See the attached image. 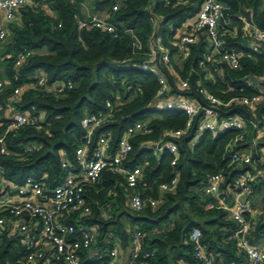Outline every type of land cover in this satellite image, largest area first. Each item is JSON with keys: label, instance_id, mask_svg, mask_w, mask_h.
Masks as SVG:
<instances>
[{"label": "trees", "instance_id": "trees-1", "mask_svg": "<svg viewBox=\"0 0 264 264\" xmlns=\"http://www.w3.org/2000/svg\"><path fill=\"white\" fill-rule=\"evenodd\" d=\"M81 1L33 0L19 7L8 24L10 42L2 57L8 64L10 87L0 94V115L6 111L4 100L19 87L21 94L12 109L31 117L43 114V120L10 130V121L0 118L5 148L0 154V169L5 181L19 187L32 178L42 182L47 191L60 185L76 166L75 150L84 143L86 134L81 127L85 116L105 119L91 135L89 152L101 135L108 136L114 152L126 129L141 123L144 131L130 138L132 150L122 163L127 169L140 168L136 187L129 189L122 175L104 170L96 184L84 189L90 213L80 221L95 229L97 239L92 249H112L114 238L123 245L130 243L133 233L139 232L140 264H196L189 237L198 228L201 243L213 260L243 263L244 256L232 239L237 225L226 212L208 208L212 200L205 186L211 175L222 174L224 186H231L239 175L253 172L252 165L230 164L234 152L249 151L258 168L264 170V135L253 145L256 130L251 124L261 122L264 101L253 107L240 104L243 99L263 96L257 86H264V51L250 48L251 37L243 33L244 24L239 19L240 9L250 11L252 25L264 30V0H216L228 8L231 26H222L219 38L224 49L239 55L237 69L221 60V52L209 49L203 36L180 49V38L191 33L189 25L197 16L200 0H121L116 11L112 7L117 0H97L95 8L106 12L107 21L117 29L116 37L95 28H79ZM155 37L168 49L169 63L143 71L140 66L147 59V44ZM136 40L141 50L133 46ZM23 50L30 56L16 71L14 59ZM39 75L45 77L44 88L33 86ZM159 76L170 87L168 98L198 99L205 104L201 90L217 98L221 118L230 117L223 114L231 109L243 107L249 116L245 118L244 140L228 147L236 132L230 130L213 138L210 132L200 130V118L194 119L187 135L167 137L182 130L187 118L180 110L152 108ZM185 80L188 87L183 89ZM59 83L72 87L58 94L55 89ZM165 141L176 145V154L157 151V144ZM65 161L70 168H62ZM163 185L171 190H162ZM252 190L259 203L253 204V211L259 216L253 220L248 241L257 247L264 244L262 178L255 179ZM131 194L155 205L145 204L135 213L129 206ZM146 253L152 256L142 257ZM86 255L81 253L83 264H101L87 261ZM25 256L19 235L1 238L0 264H22ZM110 262L107 259L102 264Z\"/></svg>", "mask_w": 264, "mask_h": 264}, {"label": "built area", "instance_id": "built-area-1", "mask_svg": "<svg viewBox=\"0 0 264 264\" xmlns=\"http://www.w3.org/2000/svg\"><path fill=\"white\" fill-rule=\"evenodd\" d=\"M121 0H117L112 10L119 8ZM199 11L190 26L189 34L181 36L180 49L186 45L195 44L197 36L204 32L206 39L210 41L211 47L216 52H221V60L232 67L238 68L239 55L223 48V42L219 38V30L229 22L228 8L216 0H200ZM33 0H0V44L4 42L9 32L5 27L15 18V11L24 5H30ZM245 23L249 28L251 37V49L264 51V30ZM79 28H95L107 32L116 37L117 29L110 22L100 18H92L88 21H78ZM137 50L142 49L141 43L136 40L133 44ZM145 56L146 61L140 66L141 70L147 71L152 65H167L169 63V51L162 44L160 37H155L147 44ZM30 56V52L23 50L16 54L14 69L17 71L24 61ZM3 60L0 51V62ZM15 75L14 80L17 81ZM159 89L155 95L152 108L155 110H180L184 112L187 122L182 130L167 134L171 139L185 136L191 130L194 119L201 113L200 130L208 131L215 138L227 131H235L236 135L229 142L234 146L244 140L246 134V119L239 115L221 118L216 105L217 98L201 90L206 103L201 106L197 101L185 98H168L170 87L163 77H158ZM35 88L45 87V77L39 75L33 85ZM187 88V80L181 84ZM70 83H59L56 93H62L66 88L70 89ZM5 90V83L0 79V94ZM21 88L12 90L4 100L7 112L6 118L10 121V130H16L28 125H35L43 120V114L31 117L28 114L16 112L12 104L18 101ZM264 101L263 96L241 100V105L253 107ZM105 122V119L96 116H85L81 121V127L85 130L84 143L75 150L76 166L72 167L68 177L52 190H45L42 182L28 178L19 187H13L5 181L0 169V240L6 234H17L22 238V246L26 256L22 264H83L81 253L88 255L92 246L96 243L97 235L94 228L81 223L80 218L90 213V207L86 202L84 189L88 185L96 184L102 171L106 170L115 175H122L129 189L136 187L141 171L140 168L127 169L122 163L132 150L130 138L137 132L144 131L141 123H137L126 129L118 141L114 152H111L110 139L107 135H101L95 141L89 152L91 135L93 131ZM252 127L262 137L264 135V116L260 123H251ZM4 134L0 135V154L5 153ZM196 139L194 140V143ZM157 151L167 150L176 154L177 147L172 141L157 144ZM230 164L252 165L253 172L239 175L231 186H224L225 178L218 173L206 179L205 192L211 198L212 203L208 205L211 209L226 212L229 218L237 225L233 233L237 251L243 254L245 264H264V252L251 245L248 234L253 224V190L252 183L257 177L264 181V170L252 160L251 155L244 152H234L230 157ZM62 168H70L65 161ZM174 185V181L172 183ZM224 186V187H223ZM162 190H171L168 186H161ZM145 204L154 206L152 200H143L137 194H131L129 206L135 213H140ZM73 219V220H72ZM72 222V223H71ZM201 231L194 228L190 233V241L193 245V253L196 264H239L236 261L223 263L215 261L207 255L206 247L201 243ZM132 242L135 251L128 264H140V233L134 232ZM86 255V256H87ZM151 253L142 255L144 258L151 257ZM117 257L116 249L105 248L98 250L95 261L103 263L105 260L113 261ZM113 263V262H112ZM99 264V263H96ZM111 264V263H110Z\"/></svg>", "mask_w": 264, "mask_h": 264}, {"label": "crops", "instance_id": "crops-1", "mask_svg": "<svg viewBox=\"0 0 264 264\" xmlns=\"http://www.w3.org/2000/svg\"><path fill=\"white\" fill-rule=\"evenodd\" d=\"M40 1H44V0H40ZM71 1L74 2V0H71ZM96 2H97V0H82L80 2V7H81L80 8V13H81V16H82V19H81L82 21H88V20H90L92 18H100V19H104V20L107 19V15L105 14L106 12H101V11H99V10H97L95 8ZM240 18H242L241 15H240L239 19ZM241 22L244 24V27L242 28L243 33H246V34L248 33L249 34V31H250L249 28H245V23L242 20H241ZM8 24L9 23L5 24V27L7 28V30H8ZM229 24H230V22H228V24L226 26H231V24L230 25ZM201 36L205 37V40L208 43L207 47L209 49L212 48L211 47V43H210L209 40L206 39V35H205L204 32L200 33L197 36L198 41H199ZM9 42H10V38H7L4 42H2L0 44L1 54L6 52ZM251 44H252V42L249 43L250 47H251ZM6 58H7V55H6ZM7 66H8V64L3 59L0 62V79H2L3 82L5 83V89L10 87L9 81L7 79ZM261 94L264 97V92H261ZM6 116H7V112L5 111V113L0 115V118H6ZM260 138H261L260 135H258V132H256L255 133V137L252 140V144L254 145L256 140L260 139ZM243 152L251 155V153L249 151H243ZM253 203H257V202H254V197H253ZM252 215H253L254 219L258 218L259 212H253ZM122 221H124L126 223V220H122ZM127 229H129V228H127ZM113 245L114 246L112 247V249H116L117 257L115 258V260L111 261L110 263L111 264H128L130 259H131V257H132V255H133V253H134V251H135V245L133 244V242L130 241V243H127V244L123 245L122 243H120V241L117 238H114ZM257 248H259L260 250H262L264 252V244H263V242L260 245H258ZM98 250H101V249H98ZM98 250L91 249L90 252L88 253V255L86 256L87 257V261L88 260L89 261H95V259H94L95 258V254L98 252ZM241 264H245V260Z\"/></svg>", "mask_w": 264, "mask_h": 264}, {"label": "water", "instance_id": "water-1", "mask_svg": "<svg viewBox=\"0 0 264 264\" xmlns=\"http://www.w3.org/2000/svg\"><path fill=\"white\" fill-rule=\"evenodd\" d=\"M239 14L241 15V17L245 20V22L249 25H252V21H251V13L250 11H247V10H243V9H240L239 10ZM250 81H252L253 83H256L257 80L256 79H253V78H249ZM198 103L201 105V106H204V104L198 100ZM235 113H238V114H241L244 118L248 119L249 116L247 114V112L242 108V107H235L233 109H231L230 111H228L227 113H224L223 115L225 117H228V116H231ZM201 117V113H199L196 117V120H198L199 118Z\"/></svg>", "mask_w": 264, "mask_h": 264}, {"label": "rangeland", "instance_id": "rangeland-1", "mask_svg": "<svg viewBox=\"0 0 264 264\" xmlns=\"http://www.w3.org/2000/svg\"><path fill=\"white\" fill-rule=\"evenodd\" d=\"M258 88H259V91L260 92H264V86L262 85H258ZM258 201V199L257 198H254V202H257ZM258 203V202H257ZM257 205V204H256ZM258 205H259V203H258ZM258 207V206H257ZM123 220H125V219H123Z\"/></svg>", "mask_w": 264, "mask_h": 264}]
</instances>
